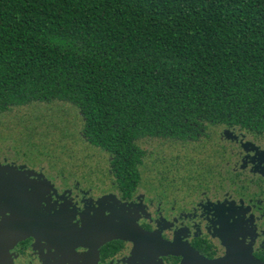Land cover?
Masks as SVG:
<instances>
[{
    "label": "trees",
    "instance_id": "obj_1",
    "mask_svg": "<svg viewBox=\"0 0 264 264\" xmlns=\"http://www.w3.org/2000/svg\"><path fill=\"white\" fill-rule=\"evenodd\" d=\"M56 102L124 184L147 146L264 138V0H0V115Z\"/></svg>",
    "mask_w": 264,
    "mask_h": 264
},
{
    "label": "flooded vegetation",
    "instance_id": "obj_2",
    "mask_svg": "<svg viewBox=\"0 0 264 264\" xmlns=\"http://www.w3.org/2000/svg\"><path fill=\"white\" fill-rule=\"evenodd\" d=\"M170 145L198 146L203 155L186 153L196 158L184 168L178 154L158 168L166 156L152 155L156 147L147 146L129 184L119 181L110 155L106 169L71 173L53 166L62 159L52 155L0 153V166L14 168L23 182L15 194L14 230L0 235V264H264V138L220 127L195 142ZM11 210L0 193V227ZM19 218L31 232L16 241ZM102 218L140 233L107 241L93 255L89 247L100 239ZM54 220L62 222L61 232ZM189 251L198 258L184 259Z\"/></svg>",
    "mask_w": 264,
    "mask_h": 264
},
{
    "label": "rangeland",
    "instance_id": "obj_3",
    "mask_svg": "<svg viewBox=\"0 0 264 264\" xmlns=\"http://www.w3.org/2000/svg\"><path fill=\"white\" fill-rule=\"evenodd\" d=\"M200 149L198 146L184 149L163 144L156 146L151 153L166 156L158 160V168L168 167L167 162L178 154H181V162L186 168L188 158H196L188 154L197 152L196 155H203L198 154ZM15 152L17 155L59 157L62 160L53 166L71 173L76 168L98 166L106 169L109 165L108 156L88 145L82 137V122L74 107L59 102L49 105L34 103L0 115V153L12 155Z\"/></svg>",
    "mask_w": 264,
    "mask_h": 264
},
{
    "label": "water",
    "instance_id": "obj_4",
    "mask_svg": "<svg viewBox=\"0 0 264 264\" xmlns=\"http://www.w3.org/2000/svg\"><path fill=\"white\" fill-rule=\"evenodd\" d=\"M17 172L15 171L14 168H9V167H1L0 166V193L3 195L4 200H5V206L9 207L11 210V217L8 218V220L5 222L6 225L1 226L0 227V235L5 233L6 230L11 226V229L14 230V224H15V207H16V203H17V199L15 198V194L17 193V186L19 184H22L23 182L21 180H19V178L17 177ZM103 221L101 223V225L99 226V232H100V239L97 242V244H92L89 249L91 251V254L93 255H98V249L99 247L104 244L107 241L110 240H128L131 239L134 234H136L137 232H139L138 229H136L134 226L128 225V224H123V225H115L111 222H109L108 220H104L105 218H102ZM20 218L17 220V223L19 222ZM19 226L22 223H18ZM22 225V228L20 226V229L17 227V232L14 233V237H12L13 239H23L26 236H29L28 233L31 232V228L30 225ZM10 229V232H11ZM54 229H58L60 232L62 231V222H56V220H54ZM137 230V231H136ZM80 230L76 229V233H79ZM140 233V232H139ZM190 253H183L182 256L187 257L188 259L190 257H195L198 258V256H196V254L192 253L191 251H189ZM92 255V256H93ZM202 262V263H201ZM198 262L197 264H209L206 261H201ZM246 264H261L260 262H257L254 259H249V261L246 262Z\"/></svg>",
    "mask_w": 264,
    "mask_h": 264
}]
</instances>
